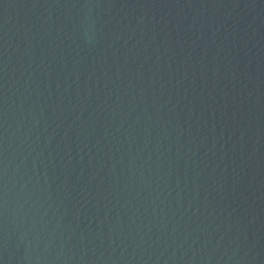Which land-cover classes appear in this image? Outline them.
I'll use <instances>...</instances> for the list:
<instances>
[{
  "label": "water",
  "instance_id": "water-1",
  "mask_svg": "<svg viewBox=\"0 0 264 264\" xmlns=\"http://www.w3.org/2000/svg\"><path fill=\"white\" fill-rule=\"evenodd\" d=\"M0 264H264V0H0Z\"/></svg>",
  "mask_w": 264,
  "mask_h": 264
}]
</instances>
